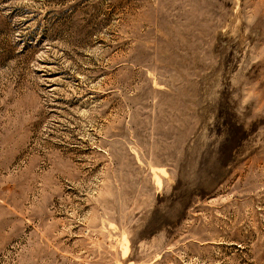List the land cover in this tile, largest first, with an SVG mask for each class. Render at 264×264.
<instances>
[{"label":"rangeland","instance_id":"374dc122","mask_svg":"<svg viewBox=\"0 0 264 264\" xmlns=\"http://www.w3.org/2000/svg\"><path fill=\"white\" fill-rule=\"evenodd\" d=\"M0 264H264L263 0H0Z\"/></svg>","mask_w":264,"mask_h":264},{"label":"bare ground","instance_id":"6f19581e","mask_svg":"<svg viewBox=\"0 0 264 264\" xmlns=\"http://www.w3.org/2000/svg\"><path fill=\"white\" fill-rule=\"evenodd\" d=\"M263 2H264V0H263ZM256 9H258V8H256Z\"/></svg>","mask_w":264,"mask_h":264}]
</instances>
